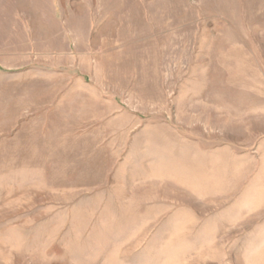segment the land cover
<instances>
[{
	"label": "rangeland",
	"instance_id": "obj_1",
	"mask_svg": "<svg viewBox=\"0 0 264 264\" xmlns=\"http://www.w3.org/2000/svg\"><path fill=\"white\" fill-rule=\"evenodd\" d=\"M0 264H264V0H0Z\"/></svg>",
	"mask_w": 264,
	"mask_h": 264
}]
</instances>
